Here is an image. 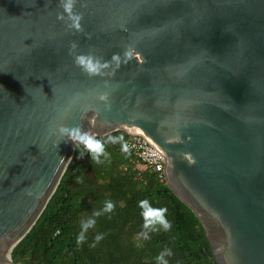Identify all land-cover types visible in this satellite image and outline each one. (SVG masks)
I'll list each match as a JSON object with an SVG mask.
<instances>
[{"label": "water", "instance_id": "1", "mask_svg": "<svg viewBox=\"0 0 264 264\" xmlns=\"http://www.w3.org/2000/svg\"><path fill=\"white\" fill-rule=\"evenodd\" d=\"M59 4L0 0V264L73 156L60 125L142 135L216 264H264V0H78L82 32Z\"/></svg>", "mask_w": 264, "mask_h": 264}, {"label": "trees", "instance_id": "2", "mask_svg": "<svg viewBox=\"0 0 264 264\" xmlns=\"http://www.w3.org/2000/svg\"><path fill=\"white\" fill-rule=\"evenodd\" d=\"M109 135L127 137L122 130L97 136L105 141L110 159L91 161L83 145L74 148L60 183L35 224L11 251L15 264H157L156 256L171 249L169 264H216L204 248V229L193 210L181 201L157 175L137 167L120 144L108 142ZM81 151L84 152L81 157ZM92 173L93 176H89ZM81 177V182H77ZM148 199L154 207H167L172 223L169 231L150 233L137 247L135 229H143L139 202ZM115 209L96 217L95 227L83 244L76 238L81 221L102 211L106 201ZM103 238L96 242L95 237ZM95 245V246H93Z\"/></svg>", "mask_w": 264, "mask_h": 264}, {"label": "clouds", "instance_id": "3", "mask_svg": "<svg viewBox=\"0 0 264 264\" xmlns=\"http://www.w3.org/2000/svg\"><path fill=\"white\" fill-rule=\"evenodd\" d=\"M78 0H60L59 6L63 9L62 13H59L57 18L64 20L65 16L67 17L68 27L74 28L77 31H83L81 21L83 19V13L76 11V5ZM76 43L71 44V50L76 49ZM112 59L116 61L117 67L119 66V57L113 55ZM75 63L79 65L87 74L90 76L101 75L109 66L107 61H104L102 57H97L91 53L81 54L75 57ZM107 86V85H106ZM42 88V87H41ZM110 93L103 92L99 95L98 99L105 102L106 109L111 108V104L108 102ZM59 133V142L61 139L71 141L74 147L78 145H83L84 149L90 154L91 161L99 164L104 160H109L110 156L106 150L105 141L101 138H98L95 134L90 131L84 130L82 125H60L57 128ZM108 142L112 144H120L121 150L131 155L132 145L125 140L123 135L113 136L109 135L107 137ZM58 142V144H59ZM57 144V145H58ZM81 157H83L84 152L81 151ZM82 178L77 177V182H81ZM139 207L142 209L141 215L143 217V230L138 233L134 240L137 247H143L144 242L150 239V233L156 232L159 233L161 230L169 231L172 228V223L167 217L168 209L167 207H154L150 200L143 199L139 202ZM115 209V205L112 201H106L102 211H94L92 216L82 219L81 221V231L76 238L77 244H83L86 240V233L90 228L95 227L96 217L100 216L103 213H111ZM103 238L102 235H97L95 237L96 242H99ZM95 246V245H93ZM171 249H164L156 256L157 264H169L167 257L172 255Z\"/></svg>", "mask_w": 264, "mask_h": 264}, {"label": "built area", "instance_id": "4", "mask_svg": "<svg viewBox=\"0 0 264 264\" xmlns=\"http://www.w3.org/2000/svg\"><path fill=\"white\" fill-rule=\"evenodd\" d=\"M131 148V156L137 165L154 172L159 181L166 183L164 174L165 159L161 152L149 143L142 135L128 133L125 137Z\"/></svg>", "mask_w": 264, "mask_h": 264}, {"label": "rangeland", "instance_id": "5", "mask_svg": "<svg viewBox=\"0 0 264 264\" xmlns=\"http://www.w3.org/2000/svg\"><path fill=\"white\" fill-rule=\"evenodd\" d=\"M137 167L143 168L142 166L138 165ZM89 176H93L92 173H88ZM143 229L142 228H136L135 229V235H137L138 233H140Z\"/></svg>", "mask_w": 264, "mask_h": 264}]
</instances>
